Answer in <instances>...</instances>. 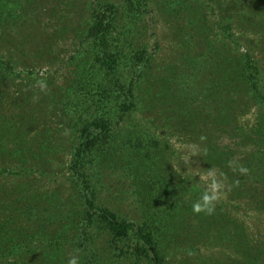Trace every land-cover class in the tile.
Wrapping results in <instances>:
<instances>
[{
    "label": "rangeland",
    "instance_id": "374dc122",
    "mask_svg": "<svg viewBox=\"0 0 264 264\" xmlns=\"http://www.w3.org/2000/svg\"><path fill=\"white\" fill-rule=\"evenodd\" d=\"M90 2L31 0L25 6L9 4L11 13L7 17L0 10V53L7 58L13 56L15 61L13 73L0 72V132L6 154L14 142L8 141L10 131L20 130L18 139L23 146L28 139L38 150V158L55 170V174L33 187L30 194L61 196L57 210L79 194L69 179L72 157L66 131L74 110L81 111L79 102H88L95 88L94 81L80 84L71 73L76 70L74 53L84 49L77 29ZM223 4V0L145 1L147 11L139 19H131L129 26L136 46L151 53L150 66L136 79V111L119 126L125 124L132 131L133 140L126 146L119 138L115 149L108 151L109 158H99V163H103L99 169L107 181L100 186L101 198L109 199L112 206H117V212L134 220L136 215L131 211L137 203L130 194L137 185L143 186L141 193L148 197L180 194L184 204H188L196 202L211 185L208 173L215 174L218 198L212 213L225 222H201L195 239L181 233V227L177 226L180 220L171 210L168 195L158 203L143 202L146 212L164 220L162 241L167 243L171 264H256L247 254L264 245V200L254 199L258 194L254 191L241 193L237 186L242 181L235 183L238 174L235 171L233 176L230 162L213 158L217 151L233 161L251 156L256 149L264 152V147L250 135L258 127L262 112L252 101L249 89L242 85L238 66L239 58L252 51L264 71V0H236L235 4L244 5V21L242 28L236 26L231 31V36L219 25L227 23L226 16L231 14ZM74 24L77 29L72 27ZM238 34L242 39L236 44ZM196 36L204 42L197 49ZM221 59L225 62L217 63ZM122 70L126 73L124 65ZM224 72L235 74V81L228 76L229 82L222 87L218 81ZM129 76H133L132 72ZM238 85V92L234 93ZM221 89L222 93H230L231 107L220 112L219 103H214L211 96ZM241 92L242 100L235 104L240 101ZM225 114L229 115V121H223ZM154 137L157 141H153ZM210 161L213 162L208 164ZM10 179L2 180L0 175L2 185ZM118 194H124L121 200ZM77 202L75 205L81 207L80 201ZM182 209L191 211L187 205ZM18 214L14 209L11 219L15 221ZM195 216L196 220L197 213ZM230 224L237 233H242L241 241L215 235ZM95 236L99 252L105 254L109 264H134L128 254L111 251V237L107 233ZM61 246V251L54 253V260L45 252L37 250L36 254L50 264L58 259L59 264H67L75 253L70 252L66 241ZM173 246L177 248L175 252Z\"/></svg>",
    "mask_w": 264,
    "mask_h": 264
},
{
    "label": "trees",
    "instance_id": "16d2710c",
    "mask_svg": "<svg viewBox=\"0 0 264 264\" xmlns=\"http://www.w3.org/2000/svg\"><path fill=\"white\" fill-rule=\"evenodd\" d=\"M30 1L0 0V10L7 17L8 13H11L9 4L25 6ZM145 1L91 0L88 9L86 8L87 12L80 19L79 29L75 24L72 25L78 30L77 36L84 49L74 53L72 60L75 62L76 70L71 73L73 72L72 75L77 77L75 79L80 84L82 81H94L95 88L88 102L85 100L79 102L81 111L74 110V114L68 119L66 139L72 157L69 179H72L73 189L79 194L63 209H56V205H61L59 204L61 196L54 198L53 195L45 196L39 192L30 194L33 187H37L42 180L55 174V170L38 158V150L28 139L23 146L22 141L18 139L20 130L10 131L8 141L14 142L6 154V143L3 133L0 132V175L2 180L11 177L5 185L0 182V264H50L47 259L36 254L37 250L38 253L45 252L54 260V253L61 251L63 248L61 245L65 241L66 245L71 247L70 252L79 257V264H109L105 254L99 252L100 246L95 242L97 237L95 235L100 232L111 237V251L115 249L117 252L128 254V258L134 264H171L169 254L166 252L167 243L162 241L161 230L164 220L161 216L146 212L143 203L145 200L148 202L154 200L158 203L166 195L169 196L170 205L173 207L171 210L176 212L175 215L178 221L180 220L177 226L181 227V233L189 236V239H195L199 235L201 222H225L220 221L216 214L204 212L197 213L198 218L195 220L196 212L190 208L193 203L184 204L180 194H150L152 195L150 197H154L150 198L147 194L141 193L143 191L141 184L132 188L130 194L137 203L131 211V214L136 215L135 220L126 216V213L117 212L115 210L117 206H112L109 199L101 198L99 194L102 189L100 186L107 182L103 179L105 173L99 169V166L103 165L99 163V158L108 159V151L115 149L116 141L129 146L133 140L132 131L128 130L125 124L119 126L130 116L129 114L136 111L138 91L136 79L150 66L151 53L136 46L132 27L129 26L131 19L137 20L147 11ZM223 2L222 7L231 14L226 16L227 23L219 25L231 36L233 35L231 31L235 30L236 26L242 28L244 5L235 4L236 0ZM195 39V49L204 45L200 37L196 36ZM240 39L241 35L238 34L236 44L240 43ZM198 51L201 52L202 49ZM221 61L225 62L221 59L217 63ZM14 64L13 56L7 58L0 53V72L3 70L8 74L13 73ZM123 65L126 67V73H123ZM238 66L242 85L249 89L252 101L259 105L262 112V117L261 114L258 117L260 127L258 133L257 127L250 135L264 147V71L252 51L239 58ZM130 72L133 76H129ZM228 76H233L235 81V74L221 73L218 82L222 87L224 83L229 82ZM236 77L238 78V75ZM72 81L71 85L74 83ZM222 89L220 93L218 90L211 96L214 103H219L220 112L231 107L230 93H222ZM238 89L239 85L234 93H237ZM169 92L171 93L172 89ZM240 95V101L235 104L241 102L242 92ZM226 103L230 104L227 106ZM223 121H229L228 114L224 115ZM155 140L157 141L156 137L153 138V141ZM213 158L218 162L226 159L230 162L233 176H236V172L238 174L235 183L242 181L237 186L241 193L250 194L254 191L258 193L254 199L264 200L262 149H256L251 156H241L235 161L220 151H217ZM211 162L213 161L208 164ZM123 196L124 194H118V200ZM78 200L83 208L75 205L78 204ZM184 205L191 211L182 209ZM14 209L20 213L15 221L11 219ZM219 232L220 234L215 232V235L220 239L231 237L235 241H241L243 238L242 233H237L231 224L228 229ZM164 233L167 234V231L164 230ZM176 249L172 251L175 252ZM247 257L252 261L255 259L256 264H264V245L247 254ZM56 263L59 264V259L54 262Z\"/></svg>",
    "mask_w": 264,
    "mask_h": 264
},
{
    "label": "clouds",
    "instance_id": "9594fccd",
    "mask_svg": "<svg viewBox=\"0 0 264 264\" xmlns=\"http://www.w3.org/2000/svg\"><path fill=\"white\" fill-rule=\"evenodd\" d=\"M208 176L212 178L211 185L205 188V190L200 194L199 199L192 205V209L196 213L204 212L206 214H211L215 209V202L218 198L216 193V177L212 172H209ZM205 182L207 183V181ZM67 264H79V257L76 255H72L68 259Z\"/></svg>",
    "mask_w": 264,
    "mask_h": 264
}]
</instances>
